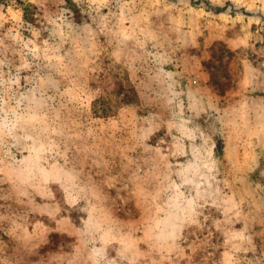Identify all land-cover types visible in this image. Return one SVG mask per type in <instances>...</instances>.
I'll return each mask as SVG.
<instances>
[{"label": "rangeland", "instance_id": "374dc122", "mask_svg": "<svg viewBox=\"0 0 264 264\" xmlns=\"http://www.w3.org/2000/svg\"><path fill=\"white\" fill-rule=\"evenodd\" d=\"M0 264H264V0H0Z\"/></svg>", "mask_w": 264, "mask_h": 264}, {"label": "trees", "instance_id": "16d2710c", "mask_svg": "<svg viewBox=\"0 0 264 264\" xmlns=\"http://www.w3.org/2000/svg\"><path fill=\"white\" fill-rule=\"evenodd\" d=\"M25 17H28L27 9H24Z\"/></svg>", "mask_w": 264, "mask_h": 264}]
</instances>
